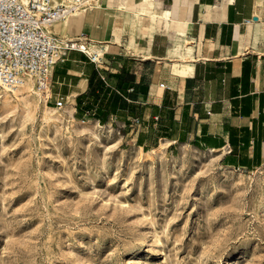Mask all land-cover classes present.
<instances>
[{
  "label": "rangeland",
  "instance_id": "rangeland-1",
  "mask_svg": "<svg viewBox=\"0 0 264 264\" xmlns=\"http://www.w3.org/2000/svg\"><path fill=\"white\" fill-rule=\"evenodd\" d=\"M20 96L0 89V264H264V164L146 152Z\"/></svg>",
  "mask_w": 264,
  "mask_h": 264
},
{
  "label": "crops",
  "instance_id": "crops-1",
  "mask_svg": "<svg viewBox=\"0 0 264 264\" xmlns=\"http://www.w3.org/2000/svg\"><path fill=\"white\" fill-rule=\"evenodd\" d=\"M89 5L50 28L85 35L102 62L69 52L52 74L53 103L65 98L75 119L146 152L190 149L240 170L264 164V0Z\"/></svg>",
  "mask_w": 264,
  "mask_h": 264
},
{
  "label": "built area",
  "instance_id": "built-area-1",
  "mask_svg": "<svg viewBox=\"0 0 264 264\" xmlns=\"http://www.w3.org/2000/svg\"><path fill=\"white\" fill-rule=\"evenodd\" d=\"M89 7V0H0V89L14 93L31 87L45 96L48 105L65 107V98L53 103L50 95L56 64L69 52L79 51L99 65L102 54L92 49L85 35L67 38L50 27Z\"/></svg>",
  "mask_w": 264,
  "mask_h": 264
},
{
  "label": "bare ground",
  "instance_id": "bare-ground-1",
  "mask_svg": "<svg viewBox=\"0 0 264 264\" xmlns=\"http://www.w3.org/2000/svg\"><path fill=\"white\" fill-rule=\"evenodd\" d=\"M26 89L31 90V87H25V89H24V88H21V89L14 90V94H16L18 100L26 99V98L28 97V96L23 97V98H21V96L19 97V95L23 94V91L26 90ZM8 93H9V92L6 91V94H8ZM51 110H52V111H56V109H51ZM47 111H48V110H47Z\"/></svg>",
  "mask_w": 264,
  "mask_h": 264
}]
</instances>
